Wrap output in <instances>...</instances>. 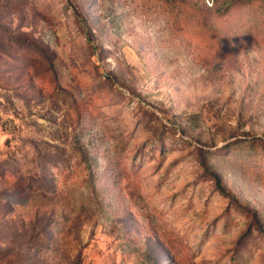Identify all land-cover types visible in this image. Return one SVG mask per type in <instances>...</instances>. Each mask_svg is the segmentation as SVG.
<instances>
[{
    "label": "rangeland",
    "instance_id": "obj_1",
    "mask_svg": "<svg viewBox=\"0 0 264 264\" xmlns=\"http://www.w3.org/2000/svg\"><path fill=\"white\" fill-rule=\"evenodd\" d=\"M212 1L0 0V264H264L262 12Z\"/></svg>",
    "mask_w": 264,
    "mask_h": 264
},
{
    "label": "trees",
    "instance_id": "obj_2",
    "mask_svg": "<svg viewBox=\"0 0 264 264\" xmlns=\"http://www.w3.org/2000/svg\"><path fill=\"white\" fill-rule=\"evenodd\" d=\"M217 1L218 0H213L211 6H208L206 4L203 5V7L200 9V12L202 14H209V15H211L213 13L215 14L216 12H215L214 8H215V5H216ZM224 2H225L224 4L226 6H225V8H224V10L222 12H218L220 15H227L228 13L231 14V12L235 9V7H239V6L240 7H245L247 9H249V8L255 9V7H256V11H259L257 13H260V12H262V13L259 14L260 15L259 16L260 21L259 22L256 21L257 23L253 25V29L255 31L257 29H259V27L261 29L262 28L264 29V16H263L264 12L262 11V7L263 6H262V4L260 3L259 0H227V1H224ZM253 12L255 13V10H253ZM261 17L263 18V20H261ZM206 20L208 21V19H206ZM208 24H209V21L205 25H208ZM210 28H211V25H210ZM241 30H242L241 28H236V31H241ZM216 35H218V34H216ZM242 36H243L242 33H238L236 35L229 36L227 38V40L229 39L232 42L238 40L237 42H240V40L244 39V37H242Z\"/></svg>",
    "mask_w": 264,
    "mask_h": 264
}]
</instances>
